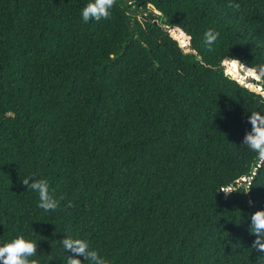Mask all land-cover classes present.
<instances>
[{
  "label": "trees",
  "instance_id": "1",
  "mask_svg": "<svg viewBox=\"0 0 264 264\" xmlns=\"http://www.w3.org/2000/svg\"><path fill=\"white\" fill-rule=\"evenodd\" d=\"M88 2L0 0V245L37 241L38 264H67L65 237L109 264H260L264 161L242 141L264 97L233 61L247 84L264 71V0H116L85 23Z\"/></svg>",
  "mask_w": 264,
  "mask_h": 264
},
{
  "label": "clouds",
  "instance_id": "2",
  "mask_svg": "<svg viewBox=\"0 0 264 264\" xmlns=\"http://www.w3.org/2000/svg\"><path fill=\"white\" fill-rule=\"evenodd\" d=\"M115 3L116 0H90L81 10L83 21L87 23L90 20L99 22L110 19L112 15L111 9L115 6ZM228 6L236 10L240 8L238 3L230 2ZM177 31L180 32L179 39L183 41L182 47L190 46V34L181 29H177ZM218 37L219 33L212 29L204 33V44L208 51L213 50V45L217 42ZM233 63L236 64L237 70L245 67L237 59ZM231 71L230 69L229 72ZM252 75L254 79L260 80L262 75H264V71L261 74L253 72ZM248 120L251 124V130L245 133L242 143L255 152L261 161H264V114L251 112ZM22 183L30 190L38 193L39 208L45 212L55 211L59 208L60 199H63V197L56 199L49 193V182L46 179L31 180L26 177L22 179ZM251 186L252 183L249 181L247 189L244 192H248ZM221 190L225 195L237 191L234 188H222ZM67 206H72L71 201H69ZM250 232L255 235L251 248L257 253L262 254L260 264H264V209H259L252 213ZM60 243L65 250L73 254L69 256L67 264H82V261L77 258L80 256L84 258V261L87 260L89 264H109L96 250L91 249L89 242L84 239L65 237ZM37 249V241L26 239L23 235L18 236L0 245V264H38L37 260L32 259L37 255Z\"/></svg>",
  "mask_w": 264,
  "mask_h": 264
},
{
  "label": "water",
  "instance_id": "3",
  "mask_svg": "<svg viewBox=\"0 0 264 264\" xmlns=\"http://www.w3.org/2000/svg\"><path fill=\"white\" fill-rule=\"evenodd\" d=\"M148 6L151 7L154 10L155 13L160 14V12L157 9H155L154 6L151 3H149ZM132 13H134V11H132ZM189 50H190V48H188V47L184 49L185 52H189ZM193 52L195 53V50ZM240 72H242L243 74H245L247 76V74H246L247 71L245 72L243 69H240ZM234 79H236L242 86L247 87L248 89H250V90H252V91H254L256 93H259V94H261L264 97V90L262 89L261 86L255 85L252 81H250L249 84L245 83L248 78L244 79V82H241V80L238 79L237 77H234ZM259 81L262 82V79H260ZM259 167H260V165L257 164L256 165V169L259 168ZM245 180H248V179L241 178L239 181L237 180L235 183H238V182L241 183L242 181H245Z\"/></svg>",
  "mask_w": 264,
  "mask_h": 264
},
{
  "label": "rangeland",
  "instance_id": "4",
  "mask_svg": "<svg viewBox=\"0 0 264 264\" xmlns=\"http://www.w3.org/2000/svg\"><path fill=\"white\" fill-rule=\"evenodd\" d=\"M241 73H242V72H241ZM244 77H245V76H244L243 73H242V74H238V76H237L238 79H243V80L246 79V78H244ZM249 79H250V78H249ZM255 80H256V79H254V78L252 79V78H251V81H252L253 83H254ZM245 181H246V180H245ZM245 181H244V182H245ZM238 184H239V182H238ZM231 188H233V185H232V184H231Z\"/></svg>",
  "mask_w": 264,
  "mask_h": 264
},
{
  "label": "bare ground",
  "instance_id": "5",
  "mask_svg": "<svg viewBox=\"0 0 264 264\" xmlns=\"http://www.w3.org/2000/svg\"><path fill=\"white\" fill-rule=\"evenodd\" d=\"M240 69H242V68H240ZM245 75V74H244Z\"/></svg>",
  "mask_w": 264,
  "mask_h": 264
}]
</instances>
